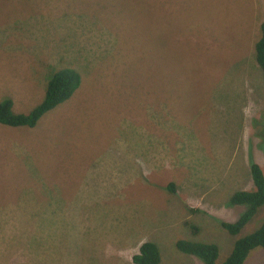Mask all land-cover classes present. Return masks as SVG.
I'll return each instance as SVG.
<instances>
[{
  "label": "rangeland",
  "instance_id": "obj_1",
  "mask_svg": "<svg viewBox=\"0 0 264 264\" xmlns=\"http://www.w3.org/2000/svg\"><path fill=\"white\" fill-rule=\"evenodd\" d=\"M263 18L264 0H0V102L28 113L52 71L81 76L33 128L0 124V264H133L144 241L202 264L178 240L221 264L264 217L219 224L245 209L229 198L250 165L264 174Z\"/></svg>",
  "mask_w": 264,
  "mask_h": 264
},
{
  "label": "trees",
  "instance_id": "obj_2",
  "mask_svg": "<svg viewBox=\"0 0 264 264\" xmlns=\"http://www.w3.org/2000/svg\"><path fill=\"white\" fill-rule=\"evenodd\" d=\"M254 59L259 67L264 82V18L259 27V36L254 43ZM48 79L42 100L28 113H15L12 110V100L4 99L0 102V124L11 127L33 128L40 117L70 99L76 89L80 86L81 76L77 70L71 67H60L52 71ZM263 120V122H262ZM255 124V123H253ZM264 134V113L260 123ZM250 174L253 189L237 190L229 198V203L235 206H245L239 217L234 221H220L221 228L229 235H237L244 225L250 221L258 208L264 205V174L256 163L250 165ZM167 189L175 191L174 183L171 182ZM196 235L197 227L184 221ZM177 250L195 255L202 264H215L218 258V246L214 243L178 240L175 243ZM260 247L264 250V217L260 226L252 233L237 238L230 253L221 264H243L251 250ZM133 264H161V255L158 247L151 241L140 244L138 251L131 256Z\"/></svg>",
  "mask_w": 264,
  "mask_h": 264
}]
</instances>
